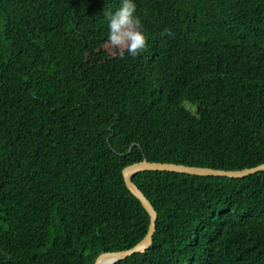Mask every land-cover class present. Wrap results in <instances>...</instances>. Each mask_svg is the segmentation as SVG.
Instances as JSON below:
<instances>
[{"label":"trees","instance_id":"1","mask_svg":"<svg viewBox=\"0 0 264 264\" xmlns=\"http://www.w3.org/2000/svg\"><path fill=\"white\" fill-rule=\"evenodd\" d=\"M133 2L147 46L120 57L104 12L122 0H0V264L138 243L150 215L123 168L144 157L264 163V0ZM132 178L156 230L112 264H264V170Z\"/></svg>","mask_w":264,"mask_h":264},{"label":"water","instance_id":"2","mask_svg":"<svg viewBox=\"0 0 264 264\" xmlns=\"http://www.w3.org/2000/svg\"><path fill=\"white\" fill-rule=\"evenodd\" d=\"M147 169L169 170L200 175H226L232 177H240L264 170V163L252 167L234 170L220 169L210 166L189 165L185 163L168 161H151L144 157L139 161H135L126 165L123 168L125 182L130 188V190L141 200L142 204L149 212L150 223L148 231L143 239H141L138 243L129 248L117 251H101L92 264H112L120 259L127 257L128 255L133 254L134 252L145 251L152 244L153 235L156 230V220L158 218V211L152 204L151 200L145 195V193L139 188V186L133 181L132 178L134 173Z\"/></svg>","mask_w":264,"mask_h":264},{"label":"clouds","instance_id":"3","mask_svg":"<svg viewBox=\"0 0 264 264\" xmlns=\"http://www.w3.org/2000/svg\"><path fill=\"white\" fill-rule=\"evenodd\" d=\"M108 20L106 48L123 57L125 52L130 56L140 55L147 46V38L141 30V20L136 16V4L133 0H122V5L115 12H104ZM161 35L174 36L169 29Z\"/></svg>","mask_w":264,"mask_h":264},{"label":"rangeland","instance_id":"4","mask_svg":"<svg viewBox=\"0 0 264 264\" xmlns=\"http://www.w3.org/2000/svg\"><path fill=\"white\" fill-rule=\"evenodd\" d=\"M188 106H190L191 107V105L189 104Z\"/></svg>","mask_w":264,"mask_h":264}]
</instances>
